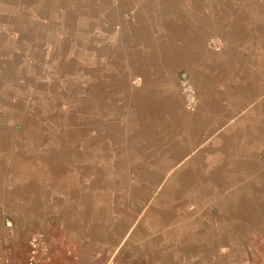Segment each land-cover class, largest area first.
Wrapping results in <instances>:
<instances>
[{"label": "crops", "instance_id": "crops-1", "mask_svg": "<svg viewBox=\"0 0 264 264\" xmlns=\"http://www.w3.org/2000/svg\"><path fill=\"white\" fill-rule=\"evenodd\" d=\"M40 1L55 25L68 12L79 25L90 13L110 26L122 17L118 29L127 30L115 44L124 50L99 61L107 69L92 70L90 91H79L81 134L109 114L107 125L95 126L99 137L77 140L73 155L63 141L58 157L45 155L1 184L0 264H25L21 239L33 232L49 249L44 264H197V257H229L237 243L258 240L264 0ZM211 37L220 39L218 48L207 47ZM181 82L194 90L190 107ZM168 194L184 196L169 208ZM8 209L9 226L2 218Z\"/></svg>", "mask_w": 264, "mask_h": 264}, {"label": "rangeland", "instance_id": "rangeland-1", "mask_svg": "<svg viewBox=\"0 0 264 264\" xmlns=\"http://www.w3.org/2000/svg\"><path fill=\"white\" fill-rule=\"evenodd\" d=\"M61 4H67L68 10H71L70 6L74 3ZM148 4L154 5L155 2ZM48 11L49 6L40 0H0V187L2 183L7 185L6 182L18 171L22 173L41 157H58L60 148L64 147L65 154L73 155L71 148H77V140L99 137L102 131L95 129V126L110 122L109 114L104 113V120H90L91 127L81 134L79 126L75 124L76 107L81 100L79 91H90L91 82L87 81L86 76L94 69L97 72L107 69L106 66H97L99 61L106 60L113 53H123L124 49L119 51L115 44L117 36L123 38L124 30H127L118 29L119 25H125L123 18H116L110 26L106 23L107 19L90 13L83 17V24L79 25L75 12H68L67 17L56 18L59 24L55 25ZM129 20H132L133 27H137L134 16H129L127 22ZM125 36H128L127 32ZM121 55L117 54V57ZM138 83V80H133V88ZM68 129H74L77 134L66 135L55 144L52 142L59 138L61 130ZM5 131L7 139L4 138ZM63 141L70 143L62 147L60 144ZM13 165L20 167L15 169ZM180 196L184 195H165L164 202L171 208L173 204H179ZM6 202L12 204L10 199ZM6 211L2 212V218L11 221V210ZM169 229L173 233V226ZM32 234L40 236L35 232L27 233L21 239L24 244ZM202 245L207 252V242ZM220 249L225 248L217 246L216 250ZM18 250L23 253L22 244ZM232 250L228 252L229 257L200 256L196 258V263L264 264V227H261L258 240L237 243ZM224 252L227 251L221 254Z\"/></svg>", "mask_w": 264, "mask_h": 264}, {"label": "built area", "instance_id": "built-area-1", "mask_svg": "<svg viewBox=\"0 0 264 264\" xmlns=\"http://www.w3.org/2000/svg\"><path fill=\"white\" fill-rule=\"evenodd\" d=\"M220 44L218 38H211L207 41L208 47L213 49L218 48ZM180 90L185 105L192 106L195 100L193 88L187 82H181ZM27 246L28 252L25 264H44L48 261L49 249L40 236L32 234L27 241Z\"/></svg>", "mask_w": 264, "mask_h": 264}, {"label": "bare ground", "instance_id": "bare-ground-1", "mask_svg": "<svg viewBox=\"0 0 264 264\" xmlns=\"http://www.w3.org/2000/svg\"><path fill=\"white\" fill-rule=\"evenodd\" d=\"M19 108V107H18ZM15 112V111H14ZM13 112V113H14ZM17 112V111H16ZM12 113V112H11ZM45 113V112H44ZM48 113V112H47ZM50 115V114H49ZM14 117V116H13ZM16 117V116H15ZM44 117V116H43ZM2 123V122H1ZM2 131V130H1ZM10 133V132H9ZM2 134V133H1ZM1 134H0V139H1ZM4 134V138L5 139H7L8 138V134H6V131H5V133H3ZM12 134V133H11ZM19 134V133H18ZM13 135V134H12ZM20 136V135H19ZM39 138V137H38ZM33 139V138H32ZM2 140V139H1ZM4 140V139H3ZM14 140V139H13ZM22 140V139H21ZM40 140V139H39ZM41 141V140H40ZM16 142V141H15Z\"/></svg>", "mask_w": 264, "mask_h": 264}, {"label": "water", "instance_id": "water-1", "mask_svg": "<svg viewBox=\"0 0 264 264\" xmlns=\"http://www.w3.org/2000/svg\"><path fill=\"white\" fill-rule=\"evenodd\" d=\"M5 223L7 224V225H9L10 224V220L9 219H5Z\"/></svg>", "mask_w": 264, "mask_h": 264}]
</instances>
